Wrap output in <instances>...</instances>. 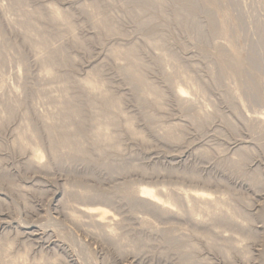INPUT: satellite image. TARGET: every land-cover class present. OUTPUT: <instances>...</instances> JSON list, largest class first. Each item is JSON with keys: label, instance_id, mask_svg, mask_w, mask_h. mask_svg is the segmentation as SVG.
Returning <instances> with one entry per match:
<instances>
[{"label": "rangeland", "instance_id": "1", "mask_svg": "<svg viewBox=\"0 0 264 264\" xmlns=\"http://www.w3.org/2000/svg\"><path fill=\"white\" fill-rule=\"evenodd\" d=\"M131 1L134 0H26L21 8L43 12L46 6L54 5L70 15L80 46L72 43L64 26L34 21L35 26L60 34L52 46L61 48L71 62L59 68L58 74L75 81L96 72L111 96L121 101L126 115L134 119L135 130L143 138L133 139L121 126L116 129L118 151L98 152V148L89 146L87 160L79 156L68 162L63 160L64 163L49 159L46 136L36 114L49 109V97L56 94L59 82L39 78L40 67L32 50L24 42L22 32L9 24L21 12L0 10V111L14 99L20 101L12 119L0 127V240L14 247L13 255L26 251L29 262L41 256L57 259L58 264H264V130L250 119L264 115V0H218L212 20L216 24L227 23L225 32L216 34L208 32V19L203 13L183 28L173 15L174 9L182 5L181 0H162L165 6L155 25L140 27L138 20L149 14L138 19L128 13L126 5ZM91 2L102 7V16L111 19L121 35L106 36L94 26L88 11L82 9V5ZM9 5L10 0H0L1 7ZM196 29H200L199 34ZM152 39L159 40L158 50L148 45ZM130 46L138 49L146 79L165 95L162 109L143 105L138 99L140 89L123 73L126 62L111 56L113 48ZM166 54L176 56L182 69L196 78L204 90V96L192 97L187 108H180L172 100L166 78L173 68L163 61ZM239 59L242 64L236 66ZM175 84L181 83L176 80ZM81 91L72 87L70 94L84 95ZM84 98L88 100L90 96L85 94ZM206 114H211V118L202 123L201 117ZM24 116L38 129L41 169H29L25 165L29 153L20 154L12 146ZM173 124L180 125L182 137L177 143L165 140L160 133V127ZM239 151L247 158L240 169L233 166ZM105 164L137 168L110 176ZM191 175L196 179H189ZM128 185L163 188L165 194L210 193L247 214L252 221L249 235L228 226H196L181 215L159 216L133 207L122 198ZM85 190L102 192L113 202L107 207L102 201L66 198L68 191ZM65 199L69 201L64 203L67 206L61 203ZM82 204L108 208L128 242L137 240L135 254L125 252L121 256L115 246L93 233L89 224L86 226L87 220L80 226L66 218L68 207L79 208ZM212 229L242 238L240 246L247 257L242 259L233 251L235 254L227 261L209 249L198 237ZM167 233L174 237L165 242ZM215 237L220 241V236ZM187 242H194L199 250L190 253L184 244Z\"/></svg>", "mask_w": 264, "mask_h": 264}, {"label": "bare ground", "instance_id": "2", "mask_svg": "<svg viewBox=\"0 0 264 264\" xmlns=\"http://www.w3.org/2000/svg\"><path fill=\"white\" fill-rule=\"evenodd\" d=\"M181 1H183L182 5L174 9L173 15L175 20L179 21L183 28H188V26L192 24L194 16L199 13H203L208 19V32L210 34L225 32L227 21H221L219 24H216L212 20V15L217 13L218 10L216 6L218 0ZM25 2L26 0H10V5L8 7L0 6V10L3 13L21 12L18 18L9 21V24L18 28L22 32L24 42L32 50L33 55L39 64V78L41 80L59 82V86L55 91L56 94L49 97L51 101L48 104L49 109H47L44 114L36 113L38 123L42 126V134L46 136V149L48 151L49 159L54 162L62 161L64 163V161L68 162L69 160L77 157L79 158L80 156V158L82 157V159L84 158L87 160L89 157V146L94 147L95 150L96 148L100 149L96 150L98 152L105 149H114L118 151L119 145L117 142L118 137L116 135V129L121 126L124 131L133 139H139V141L143 140L141 133L135 130L136 128L134 127V119L126 115V113L122 110L121 101L111 96L110 92L105 88L104 83L99 79L96 72H90L84 78L75 81H71L69 78L58 74L57 70L59 68L63 67L65 63L71 62L61 48H55L52 46V41L56 38H59L60 34L49 33L45 29L35 26L34 21L46 20L53 26H64L65 32L70 35L72 43L76 46H80V40H78L74 35V26L72 24L70 15L66 11L60 10L54 5L46 6L43 12L40 9L22 11L21 8ZM126 6L127 12L132 13L138 19L144 14H149L148 16L139 19L140 21L138 20V23L140 27L151 28L153 25H155L157 15L162 16L161 8L165 5L162 0H134L131 1L130 4L128 3ZM82 9L88 11L86 14L87 16L89 15V20L91 19L90 21H93L94 26L106 36L113 37L121 35L118 32L119 30L113 24V21L107 17H104V15L102 16V7L98 5V3L91 2L90 4H84L82 5ZM152 10L155 14L152 12ZM154 10H156V12ZM196 32L199 34L200 29H196ZM148 41V45H150L153 49L158 50L160 48L159 40L152 39ZM137 50L138 49L136 46H130L127 48L115 47L111 50V56L116 59H123L126 62L123 73H125V75L130 79L131 84H133L135 88L137 87L140 89L139 96L137 94L139 98H137L142 100L141 102H143V105L148 104L154 106L157 109H162L165 95L159 90L157 86L146 79L144 74L145 66L139 59ZM242 60H244V58ZM242 60H237L235 65H241ZM163 61L170 64L173 68L172 74L170 77H167L166 80L170 89L172 100L180 108H187L192 97L196 98L204 96V90L199 81L182 69L176 56L166 54L164 55ZM221 65L224 66L223 64ZM176 80H178V82L181 84L176 85ZM72 87L79 88L82 90L81 92H83L84 95H81V93L77 96L70 94ZM85 94L89 95L90 99L85 100ZM7 107L6 109L0 111V127L12 119L13 113L18 107H20V101L18 99H14ZM210 115L206 114L202 116V123L208 122L211 118ZM25 117L26 116H24V118ZM146 117L149 118L148 115ZM198 117H200V115ZM26 119L27 118H25V120L22 119L24 122H20V124H22L19 125L17 130L15 129L16 131L12 146L15 147L20 154H25L27 152L29 153L28 160H25V165L29 169H41V160L43 156L41 150L42 144H40V141H38L37 137L38 129L36 130L35 126H33L34 124L32 125L28 123ZM250 119L253 122H256L260 129L264 130V115H262V117ZM160 133L161 136L167 141H171L173 143L181 141L182 136L180 134V125L178 124L160 127ZM238 154V160L233 162V166L240 169L246 162L247 158L244 156L246 155L244 153L240 152ZM98 163L99 162H96V164ZM98 165L101 166L100 164ZM103 167L108 171L110 176L118 173H127L137 168H134L133 166H122L121 164H105ZM189 179L195 180L196 178L194 175H191L189 176ZM256 185H259L257 180ZM67 197L82 201H102L107 207L113 202L112 197L105 196L102 194V192L94 193L89 190L76 192L68 191L66 192V198ZM122 198L133 207L137 206L139 208L145 209V211L155 213L159 216H184L188 219V221L196 226L205 225L210 226L209 228H212L213 225H217L219 227L228 226V228L230 227L232 229H236L245 236L249 235L251 229L249 226L251 224L250 222L252 221L247 216V214L241 212L234 204L232 205L231 202L223 200L222 198L220 199L213 197L210 193H206L204 191H189L181 193L175 192L165 194L163 188L133 187L128 185L122 191ZM67 199L70 200V198ZM67 199L61 202L64 206H67L66 204L69 202H67ZM68 206L70 205L68 204ZM98 206H94L92 204H82V206H79V208H76V206L75 208H72L73 206L68 208L66 207L67 212H69L67 213L66 218L72 223L80 226L82 223L84 224V220H87V223L85 222L86 226L89 224L93 230V233H95L99 238L104 239L107 243L115 246L117 248L116 251H118L120 255L124 254L125 252L135 254V250L137 249V245L135 243L137 240L136 242H133V244L129 243V239H127L126 234L124 235L120 233V229L118 230L117 228L118 222L116 221V216L111 214L112 212L108 211V208L106 209L105 207ZM69 208L71 211H68ZM214 226L213 228L215 229L216 226ZM214 229H212L213 231L204 235L202 234L200 237H198L200 240L204 241L209 249H212V251L215 250L222 256L223 260L227 261L230 259L231 254H235V252V255L239 253L238 255H240L239 257L242 259L247 257L248 253L245 249L241 248L242 246H240V244L242 245L243 242L242 238H237L231 235L226 236ZM215 235L217 237L220 236L218 237L220 238V241L216 239L218 240L216 242V240L213 239ZM173 237L168 233L165 234V242L166 240H171ZM138 242L140 241L138 240ZM193 243H184L186 244L185 247L188 248L187 250H190V253L199 250L198 246L194 245ZM13 248L10 243L0 240V264L59 263L57 259L52 260L51 258V260H49L47 257L46 259L41 256L39 259H32L33 261L29 262V259L27 258V255L29 254H27L26 251L21 254L15 253L16 255H13L11 253L13 252L11 251ZM190 260L191 259L188 261ZM262 260L264 263V253ZM246 261L247 260H245V262Z\"/></svg>", "mask_w": 264, "mask_h": 264}]
</instances>
